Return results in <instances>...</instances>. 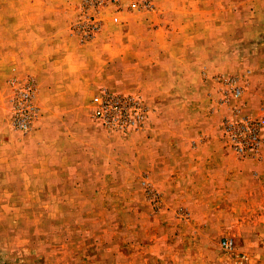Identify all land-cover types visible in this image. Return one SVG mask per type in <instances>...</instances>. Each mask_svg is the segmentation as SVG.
I'll use <instances>...</instances> for the list:
<instances>
[{"label": "rangeland", "instance_id": "1", "mask_svg": "<svg viewBox=\"0 0 264 264\" xmlns=\"http://www.w3.org/2000/svg\"><path fill=\"white\" fill-rule=\"evenodd\" d=\"M29 5L38 21L51 20L54 37L76 41L77 71L100 72L104 85L87 87L70 111L41 109L32 77L0 74V264H140L150 250L169 254L170 264H264V184L254 186L251 208L237 210L236 224H202L216 237L192 240L188 225L182 227L189 210H162L150 169L163 153L157 144L171 140L174 126L193 114L156 109L140 83L129 88L142 47L149 67L157 68L179 41L182 59L191 51L197 61L198 113L220 116L222 147L232 152L225 121L262 122L264 141V0H0V16L4 9L11 22L13 8ZM209 22L222 31H209L211 25L191 31ZM181 72L192 73L182 64ZM230 81L240 89L237 98ZM26 90L35 114L22 133L12 118ZM101 92L133 97L142 118L104 128L90 107ZM224 238L232 240L231 250L220 247Z\"/></svg>", "mask_w": 264, "mask_h": 264}, {"label": "crops", "instance_id": "2", "mask_svg": "<svg viewBox=\"0 0 264 264\" xmlns=\"http://www.w3.org/2000/svg\"><path fill=\"white\" fill-rule=\"evenodd\" d=\"M31 7L29 5L27 10L13 8L11 22L3 9L0 16V74L3 78L29 75L36 84L37 103L41 109L66 106L70 111L76 104L75 99L82 96L87 87L104 85L101 73L94 71L85 77L83 71H77L76 41L69 35L54 37L51 20L46 21L48 26L44 25L37 20L36 9ZM209 25L211 32L222 31L221 24L216 22L196 24L191 31H206ZM179 43L174 42L171 56L170 52L162 53L158 62L161 65L157 68L149 67L148 48L142 47V57L132 62L129 88L140 83L148 103L156 109L167 107L177 114L184 108L193 114L188 124L174 126L171 140L157 144L162 146L163 153L157 155V165L150 169V177L161 194L162 210H189V219L182 227L188 225L191 239L202 241L215 238L217 234L204 231L200 225L236 224L233 220L237 210L252 207L254 186L264 184V152L260 149L253 158L237 159L229 149L222 147L219 142L220 116L198 113L197 61L191 51L182 59ZM57 47L58 52L55 51ZM96 56L89 59L92 62L94 58L100 59ZM115 58V51L110 52L109 66L115 63ZM181 64L192 73H182ZM244 219L240 222L246 223ZM150 251L148 256L141 257L140 264H170L169 254Z\"/></svg>", "mask_w": 264, "mask_h": 264}, {"label": "built area", "instance_id": "3", "mask_svg": "<svg viewBox=\"0 0 264 264\" xmlns=\"http://www.w3.org/2000/svg\"><path fill=\"white\" fill-rule=\"evenodd\" d=\"M131 7H135L132 3ZM116 21V18L113 19ZM233 97L240 95V89L229 82ZM27 91V92H26ZM21 94V106L14 111L12 124L17 131L26 133L34 119L35 108L31 103L32 91L26 90ZM91 115L106 129L117 130L130 127L142 118L133 97L120 94L101 92L90 99ZM262 122L241 120L236 122L225 121L223 124V138L227 140L232 152L238 158L255 157L260 150L263 139L260 138ZM223 250L233 248L232 240L224 238L220 241Z\"/></svg>", "mask_w": 264, "mask_h": 264}]
</instances>
